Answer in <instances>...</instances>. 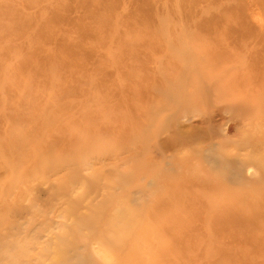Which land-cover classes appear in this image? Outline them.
<instances>
[{
	"label": "rangeland",
	"instance_id": "obj_1",
	"mask_svg": "<svg viewBox=\"0 0 264 264\" xmlns=\"http://www.w3.org/2000/svg\"><path fill=\"white\" fill-rule=\"evenodd\" d=\"M0 264H264V0H0Z\"/></svg>",
	"mask_w": 264,
	"mask_h": 264
},
{
	"label": "bare ground",
	"instance_id": "obj_2",
	"mask_svg": "<svg viewBox=\"0 0 264 264\" xmlns=\"http://www.w3.org/2000/svg\"><path fill=\"white\" fill-rule=\"evenodd\" d=\"M228 107L226 108L225 112L232 111V110H237L238 108L236 107V101L235 100H228L227 102ZM239 106V105H237ZM224 111V110H223Z\"/></svg>",
	"mask_w": 264,
	"mask_h": 264
}]
</instances>
